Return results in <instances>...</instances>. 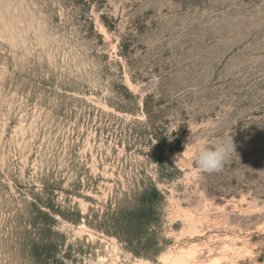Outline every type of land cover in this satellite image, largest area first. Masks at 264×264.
Wrapping results in <instances>:
<instances>
[{
    "label": "rangeland",
    "instance_id": "rangeland-1",
    "mask_svg": "<svg viewBox=\"0 0 264 264\" xmlns=\"http://www.w3.org/2000/svg\"><path fill=\"white\" fill-rule=\"evenodd\" d=\"M188 251L264 264V0H0V264Z\"/></svg>",
    "mask_w": 264,
    "mask_h": 264
},
{
    "label": "clouds",
    "instance_id": "clouds-1",
    "mask_svg": "<svg viewBox=\"0 0 264 264\" xmlns=\"http://www.w3.org/2000/svg\"><path fill=\"white\" fill-rule=\"evenodd\" d=\"M235 152L232 137L217 136L208 142L205 139L194 141L188 151V159L197 170L194 178L198 179L201 173L219 172Z\"/></svg>",
    "mask_w": 264,
    "mask_h": 264
},
{
    "label": "bare ground",
    "instance_id": "bare-ground-1",
    "mask_svg": "<svg viewBox=\"0 0 264 264\" xmlns=\"http://www.w3.org/2000/svg\"><path fill=\"white\" fill-rule=\"evenodd\" d=\"M193 248V247H192ZM192 250V249H191ZM195 250V249H194ZM186 257L180 258L175 262V264H208V263H199L197 261L196 255L193 253H189V251L185 255ZM215 264V263H214Z\"/></svg>",
    "mask_w": 264,
    "mask_h": 264
}]
</instances>
